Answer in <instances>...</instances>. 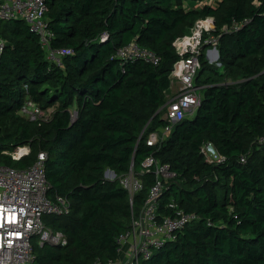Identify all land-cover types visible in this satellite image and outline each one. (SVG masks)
I'll return each mask as SVG.
<instances>
[{"label": "trees", "instance_id": "obj_1", "mask_svg": "<svg viewBox=\"0 0 264 264\" xmlns=\"http://www.w3.org/2000/svg\"><path fill=\"white\" fill-rule=\"evenodd\" d=\"M45 3L51 48L73 50L61 63L46 57L26 21H5L1 30L0 165L26 168L45 152L48 196H62L70 209L44 215L67 243H34L33 264L118 259L119 238L156 181L155 173H141L150 155L177 174L159 197V212L173 213L168 203L175 200L198 219L141 264H264V0ZM209 16L220 56L214 63L205 48L200 54L201 103L150 144L149 134L170 123L162 111L173 64L183 56L175 43ZM132 42L159 61L121 60L118 50ZM28 97L53 109L47 121L20 113ZM207 142L224 161L206 160ZM27 144L20 159L4 153ZM132 168L143 181L133 201L119 180Z\"/></svg>", "mask_w": 264, "mask_h": 264}, {"label": "built area", "instance_id": "obj_2", "mask_svg": "<svg viewBox=\"0 0 264 264\" xmlns=\"http://www.w3.org/2000/svg\"><path fill=\"white\" fill-rule=\"evenodd\" d=\"M13 19L26 21L31 30L40 36V42L49 60L59 64L62 56L72 53L70 48H51L49 38L52 34L47 28L45 0H0V55L6 43L1 35L2 23ZM214 28V17L200 18L188 34L176 41V47L183 56L173 64L171 78L172 83L178 81L180 84L175 95L164 105L166 115H163V118L170 123L149 134L150 144L162 142L171 131L173 123L192 116L200 105L202 93L195 84V77L201 67L200 54L203 49L208 48L209 57L213 55V48L218 45L219 36L211 33ZM105 38L106 34H103L102 39ZM118 57L121 60L142 57L154 63L159 61L153 51L142 48L135 42L120 48ZM213 60H216V56ZM20 113L31 121L41 123L51 117L52 110L43 108L28 97ZM29 152L28 144L20 145L14 150H4V153L14 159H20ZM202 153L210 163L225 160V156L212 142L202 146ZM45 158L46 153L40 152L38 159L26 168L0 165V264H33L34 243H67L65 234L54 230L43 219L46 214L57 215L68 213L70 210L68 201L62 196L58 195L55 199L48 196L49 182L45 172ZM147 172L155 173L156 181L150 188L143 207L134 215L131 230L119 238L121 245L125 246L124 252L120 251V257L116 260L96 261L94 264H141L142 260L150 258L155 250L175 239L177 231L198 219L196 213L187 212L175 200L168 203L173 213H160L159 197L177 174L154 155L148 156L142 163L141 173ZM110 173L108 178L114 179L116 173ZM119 180L128 189L131 201L143 188V181L135 174L133 168L129 173L120 176Z\"/></svg>", "mask_w": 264, "mask_h": 264}, {"label": "rangeland", "instance_id": "obj_3", "mask_svg": "<svg viewBox=\"0 0 264 264\" xmlns=\"http://www.w3.org/2000/svg\"><path fill=\"white\" fill-rule=\"evenodd\" d=\"M214 49V48H213ZM205 53H206V56L208 55V48L207 47H205ZM213 58H215V54H214V52H213V55H209V57H207V59L210 61V62H217L216 60H213ZM175 85V82L174 83H172V87H175L174 86ZM176 89V88H175ZM50 110H53L52 108L50 109ZM162 113H163V115L165 116L166 115V110H165V108L163 109V111H162ZM111 171L109 170V169H107L106 170V177H110L109 175H111V173H110ZM116 177V176H115ZM124 249H125V246H122L121 247V251L122 252H124Z\"/></svg>", "mask_w": 264, "mask_h": 264}, {"label": "crops", "instance_id": "obj_4", "mask_svg": "<svg viewBox=\"0 0 264 264\" xmlns=\"http://www.w3.org/2000/svg\"><path fill=\"white\" fill-rule=\"evenodd\" d=\"M179 82L178 81H176L175 82V87H170V89H169V91H168V93H167V100L168 99H170L172 96H174L175 95V92L177 91V89H178V87H179ZM176 88V89H175Z\"/></svg>", "mask_w": 264, "mask_h": 264}, {"label": "water", "instance_id": "obj_5", "mask_svg": "<svg viewBox=\"0 0 264 264\" xmlns=\"http://www.w3.org/2000/svg\"><path fill=\"white\" fill-rule=\"evenodd\" d=\"M214 54H215V56H216V61H218L219 56H220L218 47H214ZM109 170H111V169H109ZM111 171H112L113 173H115L113 170H111Z\"/></svg>", "mask_w": 264, "mask_h": 264}]
</instances>
